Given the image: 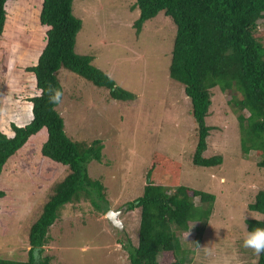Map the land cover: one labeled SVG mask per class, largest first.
I'll use <instances>...</instances> for the list:
<instances>
[{
    "label": "rangeland",
    "instance_id": "1",
    "mask_svg": "<svg viewBox=\"0 0 264 264\" xmlns=\"http://www.w3.org/2000/svg\"><path fill=\"white\" fill-rule=\"evenodd\" d=\"M41 1L12 0L0 36V54L9 47L6 71L0 68L5 82L0 89V129L7 134L9 120H27L26 98L38 91L32 72L24 67L35 62L43 46L44 30L38 20ZM133 4L135 0H73L72 4L82 19L75 50L93 55L92 63L117 85L134 92L133 99L110 98L105 88L64 67L55 72L63 93L56 107L67 135L85 140L98 137L102 142L100 160L90 159L87 171L102 183L108 209L120 210L117 216L123 228L109 219L108 209H97L87 198L67 202L49 228L43 253L61 264H129L122 239L129 237L136 243L138 208L127 210L125 202L141 192L150 156L157 150L179 161L182 184L215 194L199 243L193 240L198 221H190L189 229L180 233L188 252L186 264H251L257 256L242 247V239L245 230L250 231L247 218L264 219V213L248 207L257 189L264 187V167L256 163L260 155L254 149L246 153L240 149L229 92L214 86L204 117L212 127L202 153H219L221 161L207 166L192 163L195 122L190 100L181 84L168 76L176 24L161 10L137 32L133 22L139 9ZM258 23L263 29L261 19ZM11 101V111L3 115ZM20 116L24 119H16ZM38 164L36 147H26L3 166L0 179L7 198L0 200V256L26 258L30 225L52 183L66 171L44 163L41 175L33 168ZM194 200L199 202L197 196Z\"/></svg>",
    "mask_w": 264,
    "mask_h": 264
},
{
    "label": "trees",
    "instance_id": "2",
    "mask_svg": "<svg viewBox=\"0 0 264 264\" xmlns=\"http://www.w3.org/2000/svg\"><path fill=\"white\" fill-rule=\"evenodd\" d=\"M11 1L0 0V36ZM72 4L73 0L41 1L38 20L44 30L43 46L35 62L24 67L32 72L38 91L26 98L30 103L27 120L22 123L15 118L9 120L10 134L0 129V176L7 159L19 156L26 147H36L39 164L33 168L38 169V174L43 175L44 163L64 167L66 171L52 183L30 225L26 258L0 256V264H61L53 262L51 254L43 253V246L62 206L87 198L97 209H108L102 183L87 171L90 159L101 158L100 138L70 137L63 128L57 104H50L47 94L40 98L41 90L49 84L62 92L55 73L59 67L105 88L110 98L135 97L134 92L117 85L107 72L93 64V55L75 50L82 19L73 12ZM133 5L139 9L133 22L137 32L145 20L161 10L176 24L168 76L181 84L190 100L195 122L192 163L207 166L221 161L219 153L208 156L202 153L212 127L205 123L204 117L209 112L211 88L216 86L229 92V102L236 112L240 149L244 153L254 149L260 155L257 165L264 167V28L260 29L258 23L259 19L264 23V0H135ZM8 53L9 47L0 54V68L4 72ZM4 84L0 78V89ZM12 107L11 101L3 115ZM179 172L178 160L157 150L152 152L141 192L125 202L127 210L138 208L136 243L132 244L129 237L122 239L129 264H186L188 252L180 233L189 229L190 221H198L193 240L199 243L213 210L215 194L182 184ZM51 174L55 176L56 172ZM5 189L0 179V200L7 198ZM194 196L199 202H195ZM248 207L264 213V187L257 189ZM246 223L250 231L264 228V219L247 218ZM125 231L127 234L126 228ZM251 264H264V253Z\"/></svg>",
    "mask_w": 264,
    "mask_h": 264
},
{
    "label": "clouds",
    "instance_id": "3",
    "mask_svg": "<svg viewBox=\"0 0 264 264\" xmlns=\"http://www.w3.org/2000/svg\"><path fill=\"white\" fill-rule=\"evenodd\" d=\"M37 80V84H38ZM47 94L50 104H60L62 102L63 93L50 84L46 89L41 90V97ZM242 247L251 249L256 256L264 253V228L256 227L252 231H246L242 239Z\"/></svg>",
    "mask_w": 264,
    "mask_h": 264
},
{
    "label": "water",
    "instance_id": "4",
    "mask_svg": "<svg viewBox=\"0 0 264 264\" xmlns=\"http://www.w3.org/2000/svg\"><path fill=\"white\" fill-rule=\"evenodd\" d=\"M119 212H120V210H115L113 208H109L106 212V215L113 222V224L116 225L121 230L123 228V222L117 216Z\"/></svg>",
    "mask_w": 264,
    "mask_h": 264
},
{
    "label": "crops",
    "instance_id": "5",
    "mask_svg": "<svg viewBox=\"0 0 264 264\" xmlns=\"http://www.w3.org/2000/svg\"><path fill=\"white\" fill-rule=\"evenodd\" d=\"M35 60H36V58H35ZM22 111H23V109H22ZM18 119H21L22 120V119H24V116H20V117H18Z\"/></svg>",
    "mask_w": 264,
    "mask_h": 264
}]
</instances>
